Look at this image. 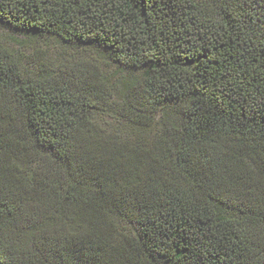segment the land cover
<instances>
[{
  "label": "trees",
  "instance_id": "obj_1",
  "mask_svg": "<svg viewBox=\"0 0 264 264\" xmlns=\"http://www.w3.org/2000/svg\"><path fill=\"white\" fill-rule=\"evenodd\" d=\"M0 27L139 74L0 43V264H264V0H0Z\"/></svg>",
  "mask_w": 264,
  "mask_h": 264
},
{
  "label": "rangeland",
  "instance_id": "obj_2",
  "mask_svg": "<svg viewBox=\"0 0 264 264\" xmlns=\"http://www.w3.org/2000/svg\"><path fill=\"white\" fill-rule=\"evenodd\" d=\"M0 43L36 67L52 68L58 62L67 60L71 63L98 62L104 75L115 81L117 89H119L118 93L122 92L126 82L139 77V74L134 70L124 69L111 61L97 58L93 50L65 46L49 38L23 36L8 28L0 27ZM115 102L120 101L116 100Z\"/></svg>",
  "mask_w": 264,
  "mask_h": 264
}]
</instances>
